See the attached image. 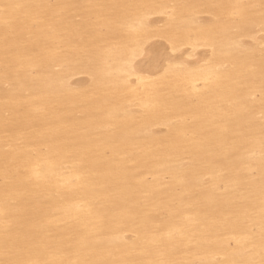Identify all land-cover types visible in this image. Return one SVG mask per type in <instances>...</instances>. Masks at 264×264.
Instances as JSON below:
<instances>
[{
  "label": "bare ground",
  "instance_id": "1",
  "mask_svg": "<svg viewBox=\"0 0 264 264\" xmlns=\"http://www.w3.org/2000/svg\"><path fill=\"white\" fill-rule=\"evenodd\" d=\"M52 1L0 0V264H264V0Z\"/></svg>",
  "mask_w": 264,
  "mask_h": 264
},
{
  "label": "rangeland",
  "instance_id": "2",
  "mask_svg": "<svg viewBox=\"0 0 264 264\" xmlns=\"http://www.w3.org/2000/svg\"><path fill=\"white\" fill-rule=\"evenodd\" d=\"M225 2H227V3H230V2H233V1H237V0H224ZM53 3L55 2V0H53L52 1ZM184 14V13H183ZM1 30V29H0ZM72 32H74V33H79L78 31L76 32V30L75 31H72ZM223 34H225V33H221L220 32V35L219 36H221V35H223ZM215 36H218V32L217 33H215L214 34ZM181 40H183V41H186V40H188L189 39V36L185 33V32H181V37H179ZM62 45H64L63 43H60V44H58L57 43V47L59 46V47H62ZM77 47H80V44L78 45L77 43L76 44H74V45H69V49H70V51H72V52H74V53H77V50L79 49H77L76 50V48ZM63 51H64V48H63ZM60 55L61 56H59L60 58H58L57 59V64H61V66L63 67V65H65L66 63H65V61L63 60V57H62V55H65L64 54V52H63V54L62 53H60ZM75 55V54H74ZM229 60H230V58H229ZM232 73V72H231ZM231 73H228L227 74V78L230 80V79H233V78H237V75L236 76H234L235 74H234V72L231 74ZM231 75V76H230ZM231 77V78H230ZM237 80V79H236ZM97 92H99V91H97ZM238 94V92H230V95L228 96V98H229V100L234 96V95H237ZM240 101H227V103H226V105H229V104H233V103H239ZM77 103H83L82 102V100L81 101H78ZM83 110V109H82ZM84 110H87V109H84ZM91 114H93V112L91 111ZM123 120H121L120 121V124L121 125H123ZM134 126V125H133ZM135 127V126H134ZM133 139H135V138H133ZM108 144H113V146H109V147H107V149H108V151H129V150H134L132 147V145H134V144H138L137 143V141H135V140H132V141H124V140H117V141H111V140H108ZM115 146H118V147H115ZM122 146H125V147H122Z\"/></svg>",
  "mask_w": 264,
  "mask_h": 264
}]
</instances>
